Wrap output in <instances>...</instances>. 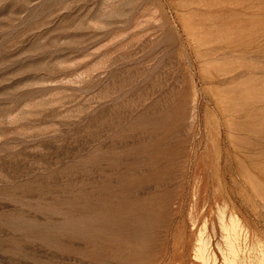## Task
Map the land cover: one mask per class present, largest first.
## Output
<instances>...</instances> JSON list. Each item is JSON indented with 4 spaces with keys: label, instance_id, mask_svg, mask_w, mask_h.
<instances>
[{
    "label": "rangeland",
    "instance_id": "374dc122",
    "mask_svg": "<svg viewBox=\"0 0 264 264\" xmlns=\"http://www.w3.org/2000/svg\"><path fill=\"white\" fill-rule=\"evenodd\" d=\"M107 262L264 264V0H0V264Z\"/></svg>",
    "mask_w": 264,
    "mask_h": 264
},
{
    "label": "bare ground",
    "instance_id": "6f19581e",
    "mask_svg": "<svg viewBox=\"0 0 264 264\" xmlns=\"http://www.w3.org/2000/svg\"><path fill=\"white\" fill-rule=\"evenodd\" d=\"M101 168H102V167H101ZM135 170H136V169H135ZM135 170H134V171H135ZM124 173H125V172H124ZM159 178H160V177H159ZM75 181H76V180H75ZM96 181H97V180H96ZM124 182H125V181H124ZM126 182H127V181H126ZM74 183H75V182H74ZM161 183H162V182H161ZM141 184H142V183H141ZM148 184H149V183H148ZM121 185H123V184H121ZM119 186H120V185H119ZM140 186H141V185H140ZM155 186H157V185H155ZM155 186H154V188H155ZM132 187H133V186H132ZM142 187H143V186H142ZM142 187H141V188H142ZM144 187H145V186H144ZM133 188H134V187H133ZM137 188H138V186H137ZM139 188H140V187H139ZM126 189H127V188H126ZM147 189H148V188H147ZM155 190H156V189H155ZM92 191H93V190H92ZM122 191H124V190H122ZM145 191H146V190H145ZM153 191H154V190H153ZM153 191H152V192H153ZM159 191H160V190H159ZM100 192H101V191H100ZM125 192H126V191H125ZM131 192H132V191H131ZM136 192H137V191H136ZM139 192H140V191H139ZM139 192H137V194H138ZM96 193H97V192H96ZM128 193H129V192H128ZM135 194H136V193H135ZM124 195H125V194H124ZM127 195H128V194H127ZM130 195H131V193H130ZM116 196H117V195H116ZM150 197H151V196H150ZM150 197H149V198H150ZM161 197H162V196H161ZM156 201H157V200H156ZM150 202H151V201H150ZM92 203H93V202H92ZM73 207H74V206H73ZM87 208H88V207H87ZM89 208H90V207H89ZM133 208H134V207H133ZM151 208H152V207H151ZM91 209H92V208H91ZM93 209H94V208H93ZM129 209H130V208H129ZM131 209H132V208H131ZM94 211H95V210H94ZM219 211H220V210H219ZM69 212H70V211H69ZM72 212H73V211H72ZM140 212H141V211H140ZM155 212H156V211H155ZM75 213H76V212H75ZM80 213H81V212H80ZM84 214H85V213H84ZM88 214H89V213H88ZM91 214H92V213H91ZM102 214H103V213H102ZM119 214H120V213H119ZM155 214H156V213H155ZM97 215H98V214H97ZM131 215H132V214H131ZM152 215H153V213H152ZM221 215H222V214H221ZM62 216H63V215H62ZM81 216H82V215H81ZM81 216H80V217H81ZM100 216H102V215H100ZM100 216H99V217H100ZM106 216H107V215H106ZM160 216H161V215H160ZM223 216H224V215H223ZM49 217H51V216H49ZM93 217H94V216H93ZM99 217H98V218H99ZM103 217H105V216H103ZM118 217H119V216H118ZM217 217H218V216H217ZM220 217H221V216H220ZM98 218H97V219H98ZM114 218H115V217H114ZM116 218H117V217H116ZM157 218H158V217H157ZM68 219H69V218H68ZM110 219H111V218H110ZM161 219H162V218H161ZM55 220H56V219H55ZM219 220H221V219H219ZM233 220H234V218H233ZM233 220H232V221H233ZM120 221H121V220H120ZM158 221H159V220H158ZM230 221H231V219H230ZM230 221H229V222H230ZM235 221H236V220H235ZM75 222H76V221H75ZM110 222H111V221H110ZM28 223H29V221H28ZM44 223H45V222H44ZM100 223H101V222H100ZM159 223H160V222H159ZM221 223H222V222H221ZM230 223H231V222H230ZM230 223H229V224H230ZM236 223H237V221H236ZM22 224H23V223H22ZM50 224H51V223H50ZM54 224H55V223H54ZM88 224H89V223H88ZM222 224H223V223H222ZM226 224H228V222H227ZM46 225H47V224H46ZM90 225H91V224H90ZM68 226H69V225H68ZM227 226H228V225H227ZM227 226H225V229H226ZM26 227H27V226H26ZM108 227H109V226H108ZM111 228H112V227H111ZM141 228H142V227H141ZM221 228H222V227H221ZM37 229H38V228H37ZM49 229H50V228H49ZM55 229H56V228H55ZM59 229H60V228H59ZM75 229H76V228H75ZM107 229H108V228H107ZM146 229H148V228H146ZM225 229H223V230H225ZM39 230H42V229H39ZM52 230H53V229H52ZM156 230H157V229H156ZM152 231H153V230H152ZM229 231L231 232L229 235H231V234L234 235V234L236 233V224H235L234 222H232V223L229 225ZM229 231H228V232H229ZM42 232H44V231H42ZM108 232H109V231H108ZM139 232H140V231H139ZM224 232H226V231H224ZM72 233H73V232H72ZM76 233H77V232H76ZM150 233H151V231H150ZM77 234H78V233H77ZM139 234H140V233H139ZM143 234H145V233L143 232ZM43 235H44V234H43ZM51 235H52V234H51ZM51 235H50V236H51ZM60 235H61V234H60ZM63 235H64V234H63ZM69 235H70V234H69ZM69 235H67V236H69ZM134 235H135V233H132L131 237L133 238ZM141 235H142V234H141ZM221 235H222V234H221ZM137 236H138V235H137ZM152 236H153V235H152ZM226 236H227V235H226ZM226 236H225V237H226ZM234 236H235V235H234ZM47 237H48V236H47ZM73 237H74V236H73ZM231 237H232V236H231ZM231 237H230V236H227V238H228L227 242L224 241V242L227 243V247H226V248L228 249V254H229V255L226 257V259L228 260V258H229V262L234 261V258H232L231 256H234V255H235L234 253H235V248H236V247L234 248V244H233V240H235L236 238L233 237V238H235V239H232ZM38 238H39V237H38ZM52 238H53V237H52ZM57 238H58V237H57ZM138 238H139V237H138ZM202 238H203V237H202ZM63 239L65 240V238H63ZM104 239H105V238H104ZM106 239H107V238H106ZM198 239H199V238H197L196 240L198 241ZM203 239H204V238H203ZM66 241H67V240H66ZM70 241H71V240H70ZM73 241H74V240H73ZM93 241H95V240H93ZM150 241H151V239H150ZM67 242H68V241H67ZM72 243H73V242H72ZM196 243H197V242H196ZM196 243H195V245H196ZM226 243H225V244H226ZM79 244H80V242H79ZM199 244H200V241H199ZM49 245H50V243H49ZM69 245H70V244H69ZM195 245H194V248H193V249H195ZM197 245H198V244H197ZM203 245H204V244H203ZM56 246H58V245H56ZM72 246H73V245H72ZM22 247H23V246H22ZM197 247H198V246H197ZM255 249H257V248L255 247ZM63 250H64V249H63ZM97 250H98V249H97ZM205 250H206V249H205ZM259 250H261V249H259ZM259 250H258V251H259ZM69 251H70V250H69ZM196 251H198L197 253H199V251H200V247H198V249H197ZM196 251H195V252H196ZM236 251H237V249H236ZM261 251H262V250H261ZM75 252H76V251H75ZM99 252H100V251H99ZM99 252H98V253H99ZM149 252H150V251H149ZM205 252H206V251H205ZM222 252H223V251H222ZM64 253H65V252H64ZM223 253H224V252H223ZM105 254H106V253H105ZM199 254H201V253H199ZM204 254H206V253H203V255H204ZM261 254H263V253H261ZM57 255H58V254H57ZM193 255H194V254H193ZM203 255H202V256H203ZM224 255H226V254H224ZM67 256H68V255H67ZM199 256H200V255H199ZM205 256H206V257H209L208 253H207ZM205 256L203 257V258H204L203 261H204L205 258H206ZM57 257H58V256H57ZM224 257H225V256H224ZM83 258H84V257H83ZM87 258H88V257H87ZM194 258H195V256H194ZM210 258H211V260H212V257H210ZM210 258H209V259H210ZM259 258H260V257H259ZM195 259H196V258H195ZM206 259H207V261H208V258H206ZM198 260H199V258H198ZM236 260H237V259H236ZM49 261H50V260H49ZM78 261H79V260H78ZM104 261H105V260H104ZM212 261H213V260H212ZM53 262H54V261H53ZM56 262H58V261H56ZM56 262H54V263H56ZM100 262H101V261H100ZM199 262H200V261H199ZM42 263H43V262H42ZM47 263H48V262H47ZM54 263H53V264H54ZM111 263H113V262H111ZM111 263H110V264H111ZM212 263H213V262H212ZM58 264H59V263H58ZM90 264H91V263H90ZM107 264H108V262H107ZM203 264H205V263H203ZM206 264H207V263H206ZM209 264H210V262H209Z\"/></svg>",
    "mask_w": 264,
    "mask_h": 264
}]
</instances>
